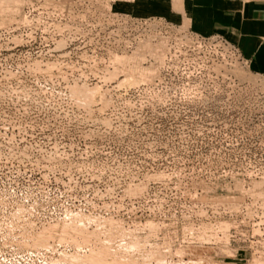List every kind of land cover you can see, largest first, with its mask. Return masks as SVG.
I'll return each instance as SVG.
<instances>
[{"label": "rangeland", "instance_id": "obj_1", "mask_svg": "<svg viewBox=\"0 0 264 264\" xmlns=\"http://www.w3.org/2000/svg\"><path fill=\"white\" fill-rule=\"evenodd\" d=\"M25 2L0 0V264H264V123L242 94L139 106L119 89L160 47L105 63L81 30L30 42Z\"/></svg>", "mask_w": 264, "mask_h": 264}, {"label": "built area", "instance_id": "obj_2", "mask_svg": "<svg viewBox=\"0 0 264 264\" xmlns=\"http://www.w3.org/2000/svg\"><path fill=\"white\" fill-rule=\"evenodd\" d=\"M113 2L27 0L23 26L26 40L32 42L31 33L38 31L44 45L56 47L64 38L61 47L74 46L76 41H66V36L81 30L88 45L101 54L95 56L105 63L108 56L132 51L144 43L160 45V58L150 52L144 54L145 57L149 54L150 64H157L152 77L131 88L124 85L119 89L121 95L133 91L140 99L139 106L153 110L170 109L172 101L180 95L182 107H209L214 103L216 109L223 108L224 96L237 92L242 94L245 104L234 110L246 111L249 123H264V75L249 70L247 60L235 44L220 34L203 36L183 24L116 11ZM47 35L50 41L46 40ZM94 37H101L102 41L89 40ZM238 68L244 72L240 73Z\"/></svg>", "mask_w": 264, "mask_h": 264}, {"label": "crops", "instance_id": "obj_3", "mask_svg": "<svg viewBox=\"0 0 264 264\" xmlns=\"http://www.w3.org/2000/svg\"><path fill=\"white\" fill-rule=\"evenodd\" d=\"M115 8L185 24L203 36L220 34L239 48L251 72L264 75V0H132Z\"/></svg>", "mask_w": 264, "mask_h": 264}, {"label": "bare ground", "instance_id": "obj_4", "mask_svg": "<svg viewBox=\"0 0 264 264\" xmlns=\"http://www.w3.org/2000/svg\"><path fill=\"white\" fill-rule=\"evenodd\" d=\"M184 25V24H183ZM158 47H160V45H157ZM159 54H160V56H161V52L159 51ZM130 79V78H129Z\"/></svg>", "mask_w": 264, "mask_h": 264}]
</instances>
